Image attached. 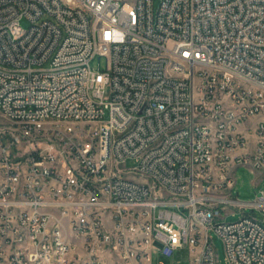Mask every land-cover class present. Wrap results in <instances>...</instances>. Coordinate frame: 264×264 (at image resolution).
<instances>
[{"label":"built area","instance_id":"obj_1","mask_svg":"<svg viewBox=\"0 0 264 264\" xmlns=\"http://www.w3.org/2000/svg\"><path fill=\"white\" fill-rule=\"evenodd\" d=\"M0 114V264H264V0H0Z\"/></svg>","mask_w":264,"mask_h":264},{"label":"rangeland","instance_id":"obj_2","mask_svg":"<svg viewBox=\"0 0 264 264\" xmlns=\"http://www.w3.org/2000/svg\"><path fill=\"white\" fill-rule=\"evenodd\" d=\"M22 25L24 27H28V22L23 21ZM94 65V67H98V61L94 63ZM7 124V119L0 114V126H5ZM250 143L252 147L254 144V139H252ZM135 165L136 163L134 162V160H128L126 163L127 168H133L135 167ZM262 191H264V168L253 170L248 166H241L235 173V184L233 188L228 189L226 193L230 192L231 196L235 200L249 204L251 202H254L257 197L261 195ZM243 212L247 214H253L254 216L262 219L260 213L250 207H247L245 210H243ZM241 216L242 211L229 208L224 214L223 221L228 223L236 222L241 218ZM213 237L214 246L217 250L220 263L229 264L226 259V252L222 239L218 235H214ZM189 260V250L183 249L175 254L174 264H190ZM171 261L172 260L166 259L165 263L171 264Z\"/></svg>","mask_w":264,"mask_h":264}]
</instances>
